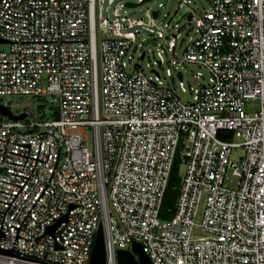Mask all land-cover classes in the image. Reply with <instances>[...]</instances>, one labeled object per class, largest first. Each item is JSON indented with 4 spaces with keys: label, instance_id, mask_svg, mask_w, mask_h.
I'll return each instance as SVG.
<instances>
[{
    "label": "built area",
    "instance_id": "built-area-1",
    "mask_svg": "<svg viewBox=\"0 0 264 264\" xmlns=\"http://www.w3.org/2000/svg\"><path fill=\"white\" fill-rule=\"evenodd\" d=\"M205 2L177 62L208 74L191 100L131 65L143 31L125 32V15L107 16L120 37L100 38L103 1L0 0V103L53 107L0 114V264H89L101 224L106 264L133 241L154 264H264V0ZM164 32L149 40L174 53L179 34Z\"/></svg>",
    "mask_w": 264,
    "mask_h": 264
},
{
    "label": "rangeland",
    "instance_id": "rangeland-1",
    "mask_svg": "<svg viewBox=\"0 0 264 264\" xmlns=\"http://www.w3.org/2000/svg\"><path fill=\"white\" fill-rule=\"evenodd\" d=\"M103 1L96 10L97 27L100 31V38L111 37L118 38L120 35L113 33L110 29V22L107 19L108 14L113 16L125 15L118 24L126 25L125 32L141 30L129 54L132 56L131 65L138 66L143 71L155 78L156 72H159L165 85L170 86L184 99H191L193 90L198 87V83L205 84L208 78L207 72L194 63L177 62L183 58L185 47L191 37L195 36V27L188 19V15L199 16L200 12L206 7L205 0H145V3L136 7L132 6L142 0H101ZM152 26H156L150 28ZM164 30L165 36L179 34L178 46L174 53H171L165 43V38H157L160 44L148 42L150 34H156L158 30ZM7 44H0V49H7ZM143 51L146 54L143 58ZM162 53L164 60L162 63L159 56ZM168 69L171 74H168ZM155 70V71H153ZM178 72L183 73V81L187 87L188 93L183 94L180 87V78ZM202 73L204 76H199ZM40 99L27 96L17 101L13 97H4L1 103L12 109L14 113H20L25 109L34 108L39 118L51 119L53 107L46 97L43 105H40ZM89 146L93 148L92 130L87 132ZM240 151L235 155L239 156ZM185 165L181 166V173L185 172Z\"/></svg>",
    "mask_w": 264,
    "mask_h": 264
},
{
    "label": "water",
    "instance_id": "water-1",
    "mask_svg": "<svg viewBox=\"0 0 264 264\" xmlns=\"http://www.w3.org/2000/svg\"><path fill=\"white\" fill-rule=\"evenodd\" d=\"M188 18H191L189 16ZM154 45L157 43L153 40H149ZM5 42L0 39V43ZM145 53L142 54V58ZM0 114L7 115L12 119H22L26 116L25 113L16 115L14 112L6 105L0 103ZM67 219L65 215L62 219L58 220L54 225L49 228L50 232H54L55 229L61 224L62 220ZM89 264H106V243L104 228L101 224L95 239L93 250L91 253V259ZM117 264H154L151 257L143 248V244L139 241H133L131 248L129 249H118L117 251Z\"/></svg>",
    "mask_w": 264,
    "mask_h": 264
},
{
    "label": "trees",
    "instance_id": "trees-1",
    "mask_svg": "<svg viewBox=\"0 0 264 264\" xmlns=\"http://www.w3.org/2000/svg\"><path fill=\"white\" fill-rule=\"evenodd\" d=\"M180 165L181 159L178 155L175 158L172 172L169 178V183L163 199V205L161 209V218L163 219L171 218L174 214V209L179 194V185L181 182Z\"/></svg>",
    "mask_w": 264,
    "mask_h": 264
}]
</instances>
